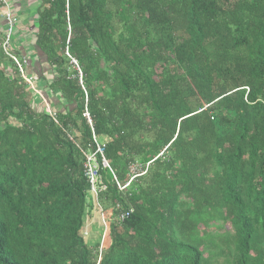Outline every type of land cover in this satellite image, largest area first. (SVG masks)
Returning a JSON list of instances; mask_svg holds the SVG:
<instances>
[{
  "label": "trees",
  "instance_id": "16d2710c",
  "mask_svg": "<svg viewBox=\"0 0 264 264\" xmlns=\"http://www.w3.org/2000/svg\"><path fill=\"white\" fill-rule=\"evenodd\" d=\"M32 7L38 93L0 11V264H264V0Z\"/></svg>",
  "mask_w": 264,
  "mask_h": 264
},
{
  "label": "built area",
  "instance_id": "2783aa9c",
  "mask_svg": "<svg viewBox=\"0 0 264 264\" xmlns=\"http://www.w3.org/2000/svg\"><path fill=\"white\" fill-rule=\"evenodd\" d=\"M0 10L3 11V19L6 21L5 25V39L3 41V49L5 51V53L10 56L16 63L17 65L20 67V70L22 72V75L24 77V79L27 81V83L31 86V88L34 90V92L38 93V91H36V88L33 85V82L30 78H28L21 67V63L20 61L14 57V55L11 53V48H12V42H14L15 40V31H16V25H17V19H16V15L13 11V7L10 3L9 0H0ZM70 58V54L67 52L66 53ZM25 63V60L23 61ZM71 62L73 64H77L76 60L72 59ZM85 116L89 119L88 114H85ZM90 120V119H89ZM99 152L102 153L103 152V148L99 147L98 148ZM108 164L104 161V166H107ZM93 165L89 166L86 172L87 177L89 178V181L91 183L92 186V193L93 195H97L98 193V177H97V173L96 171L93 169ZM134 169V168H133ZM132 169V172L134 173V170ZM87 234V233H85Z\"/></svg>",
  "mask_w": 264,
  "mask_h": 264
},
{
  "label": "crops",
  "instance_id": "0c3cea01",
  "mask_svg": "<svg viewBox=\"0 0 264 264\" xmlns=\"http://www.w3.org/2000/svg\"><path fill=\"white\" fill-rule=\"evenodd\" d=\"M9 1L12 7H14L13 11H15V15L17 19L15 38L18 43L16 46L20 45L23 42L26 43L31 42L33 37V32H32V29L34 27L33 23L35 22L34 13L36 11V8L32 7V5L37 0H9ZM20 15H23V17L21 16L22 17L21 18ZM23 31H26L25 34L30 35L28 39L26 35H23L19 38V32H23Z\"/></svg>",
  "mask_w": 264,
  "mask_h": 264
},
{
  "label": "rangeland",
  "instance_id": "374dc122",
  "mask_svg": "<svg viewBox=\"0 0 264 264\" xmlns=\"http://www.w3.org/2000/svg\"><path fill=\"white\" fill-rule=\"evenodd\" d=\"M17 13V12H16ZM23 17V15H20V17ZM19 17V18H20ZM21 17V18H22ZM36 25H37V23H36V21L33 23V26L34 27H36ZM0 29H2V27L0 28ZM4 29H5V27H4ZM26 33V31H23V32H19V38L21 37V36H23V35H26L27 36V39H28V37L30 36V35H28V34H25ZM17 37V36H16ZM22 39V38H21ZM20 39V40H21ZM22 42V41H21ZM20 42V43H21ZM17 41H16V38H15V43L14 42H12V44L13 45H17ZM36 91H38V90H36ZM91 218H92V220H93V224L91 225V233H90V235H89V237H88V240H87V242H88V244H90V245H94V244H96L97 242H99L100 240H102L103 239V237H104V229H105V225L103 226V224H102V221L100 220V216L98 215V213H97V211L94 209V208H92V210H91ZM92 220H90V219H88V221L89 222H91ZM106 222H108V221H106ZM108 226V224L106 223V227ZM108 235L106 236V241H105V243L107 244L108 243ZM105 245V244H104Z\"/></svg>",
  "mask_w": 264,
  "mask_h": 264
},
{
  "label": "clouds",
  "instance_id": "9594fccd",
  "mask_svg": "<svg viewBox=\"0 0 264 264\" xmlns=\"http://www.w3.org/2000/svg\"><path fill=\"white\" fill-rule=\"evenodd\" d=\"M102 220H103V226L105 227V229H104V237H103V239L102 240H100V242H101V249L103 248V246H106V243H105V241H106V236L108 235V231H109V228H108V226L106 227V223L108 224V222H106V219H105V217L103 218V217H100ZM84 225H85V227H84V229H83V231H82V235H83V237H84V239L85 240H88V237H89V235H90V233H91V226H90V223H89V221L88 220H86L85 222H84ZM85 233H87V234H85ZM105 244V245H104ZM100 249V250H101Z\"/></svg>",
  "mask_w": 264,
  "mask_h": 264
}]
</instances>
